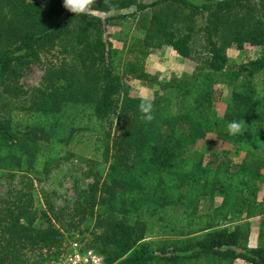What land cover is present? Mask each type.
Returning <instances> with one entry per match:
<instances>
[{
	"label": "trees",
	"instance_id": "16d2710c",
	"mask_svg": "<svg viewBox=\"0 0 264 264\" xmlns=\"http://www.w3.org/2000/svg\"><path fill=\"white\" fill-rule=\"evenodd\" d=\"M198 16L202 63L164 80L149 73L151 48L190 55ZM109 26L119 28L120 48ZM231 44L264 46V0H93L86 15L62 0H0V95L9 98L0 177L23 174L0 207V264L58 253L61 216L34 181L75 156L92 182L68 213L106 264H264V50L232 67ZM33 63L43 73L29 89L20 79ZM127 79L157 84L152 120ZM218 83L230 88L219 113ZM210 130L222 146L207 160L191 155ZM253 217L259 243L249 246Z\"/></svg>",
	"mask_w": 264,
	"mask_h": 264
},
{
	"label": "rangeland",
	"instance_id": "374dc122",
	"mask_svg": "<svg viewBox=\"0 0 264 264\" xmlns=\"http://www.w3.org/2000/svg\"><path fill=\"white\" fill-rule=\"evenodd\" d=\"M40 1V0H37ZM203 19L196 17L193 21V38L191 41V52L188 57L179 56L168 44H162L159 47L151 48L146 60L145 66L149 73L158 77L161 80L168 79L171 76H181L188 74L192 69L201 64L206 54V48L201 36V25ZM108 32L113 46L120 48L122 43L117 39L119 35V28L116 26H109ZM133 35H140V31L133 30ZM264 46H255L245 44L243 48H237L234 44L226 47V53L229 58V65L234 67L238 64L244 63L251 58H254L262 53ZM43 68L38 63L31 64L24 75L21 77V84L29 89L40 85ZM129 84L128 93L132 97L150 98L158 92L157 84L150 81H140L136 79H127ZM217 88L221 90V99L216 104V112L219 113L225 103V100L230 94V88L223 83H218ZM9 100L8 97L0 95V115L5 113V109L1 106ZM26 100V99H25ZM24 100V101H25ZM20 105L21 99L14 101ZM25 102H28L26 100ZM6 106V105H5ZM222 145L215 138L213 130L208 132L206 138L199 140L190 154H199L204 157V160L209 158L208 152L211 148H220ZM235 160L238 157L235 156ZM88 163L78 157H72L68 160L60 162L52 171L42 180L34 181V186L38 191L48 193L53 205L58 213H60L61 220L57 222L64 232V239L61 248L57 249L58 253L49 254L39 264H59L61 259V249L63 245L69 243L75 238L88 242L91 239L88 231L84 230V225L78 223L76 217H70L69 211L72 207L81 201L88 191V187L92 182V178L87 175L89 169ZM22 172L16 173L13 177H0V207L3 206L5 199L9 194L20 188L22 184ZM218 198L215 201L217 203ZM210 204L209 200L203 198L201 200V209L206 210ZM250 236L249 246H255L259 243L258 230L260 226V217H253L249 219ZM232 264H246L242 260H236Z\"/></svg>",
	"mask_w": 264,
	"mask_h": 264
},
{
	"label": "built area",
	"instance_id": "2783aa9c",
	"mask_svg": "<svg viewBox=\"0 0 264 264\" xmlns=\"http://www.w3.org/2000/svg\"><path fill=\"white\" fill-rule=\"evenodd\" d=\"M59 264H106L102 254L78 238L70 241Z\"/></svg>",
	"mask_w": 264,
	"mask_h": 264
},
{
	"label": "clouds",
	"instance_id": "9594fccd",
	"mask_svg": "<svg viewBox=\"0 0 264 264\" xmlns=\"http://www.w3.org/2000/svg\"><path fill=\"white\" fill-rule=\"evenodd\" d=\"M93 0H62V6L69 12L80 15L87 14L90 10V6ZM139 109L142 113H145V120H152L153 116L151 114L152 101L149 98H145L139 104ZM241 125L238 121L232 120L228 123L227 128L230 134H235L240 129Z\"/></svg>",
	"mask_w": 264,
	"mask_h": 264
}]
</instances>
